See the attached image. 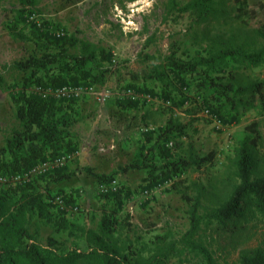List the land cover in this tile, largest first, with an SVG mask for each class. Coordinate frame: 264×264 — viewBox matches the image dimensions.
<instances>
[{"label": "trees", "instance_id": "1", "mask_svg": "<svg viewBox=\"0 0 264 264\" xmlns=\"http://www.w3.org/2000/svg\"><path fill=\"white\" fill-rule=\"evenodd\" d=\"M29 2L35 4V0ZM256 11L248 8V0H166L165 3L166 17L186 14L193 28H200L198 43L203 45V53L187 61L172 56L160 62L162 68L156 77L162 82L172 75L182 84L188 85V82L201 95L202 106H207L222 125L238 124L250 111L258 117L244 126L243 138L219 175L211 178L207 186L192 181L180 193L188 204L189 221L182 235L178 238L170 234L156 235L150 244L136 247L131 240L119 238L118 231L122 232L124 227L114 216L115 212H103L96 228L72 224L58 211L49 214L46 194L49 184L70 178V174L57 167L49 169L46 176H32L34 179L27 183H0V264H221L211 250L214 244L215 251L228 248L238 251L234 264H264V247H244L264 227V134L261 131L264 72L261 77L248 73L264 67V25L249 24V18ZM47 44L43 52L31 53L11 65L15 72L27 75L17 98L15 116L19 126L0 149L2 175L21 176L39 163L75 151L70 134L75 120L68 104L27 92L29 84L53 88L102 86L107 80L108 70L92 68L97 55L94 44L62 36L47 40ZM71 49L77 53L71 54ZM165 85L169 86L170 82ZM170 101L171 107L188 116L191 110L195 113L200 110L197 105L201 104L195 102L182 110L183 104L178 105L172 98ZM185 128V124L169 116L157 136L148 138V141L154 139L152 148L140 161L124 168L123 171L148 172L151 182L142 194L157 179L173 181L176 185L183 174L212 165L214 152L200 156L190 143L179 156L169 157L165 146L176 137H185ZM152 149L164 159L158 166L149 158ZM80 170L98 184L115 179L111 174H96L87 167ZM118 191L104 195L121 207L125 194ZM65 202L70 200L65 198ZM33 218L53 221V226L68 230L75 240L81 237L84 248L74 242L66 246L52 237L42 246L29 232ZM191 255L199 260H193Z\"/></svg>", "mask_w": 264, "mask_h": 264}, {"label": "rangeland", "instance_id": "2", "mask_svg": "<svg viewBox=\"0 0 264 264\" xmlns=\"http://www.w3.org/2000/svg\"><path fill=\"white\" fill-rule=\"evenodd\" d=\"M165 3L166 0H35L32 5L29 0H0V149L19 126L15 116L17 98L27 75L12 70L13 62L31 53L43 52L47 40L56 39L59 34L94 44L97 55L92 68L108 70L107 80L102 86L65 85L92 88L93 93L57 99L68 104L75 120L70 134L76 147L74 153L62 155L68 159L58 166V170L70 174V178L48 186L49 214L58 211L72 224L96 228L103 212H115L114 216L124 227L122 232L118 231L119 238L131 240L136 247L150 244L156 235L170 234L178 238L186 231L188 204L180 193L192 181L207 186L211 178L219 175L243 138L244 126L258 119L256 112L250 111L238 124L218 126L202 114L207 106H202L201 95L188 82V85L182 84L172 75L162 82L156 77L162 68L160 62L172 56L187 61L203 53V45L198 43L200 28H193L186 14L166 17ZM248 8L257 10L249 18V24L252 27L264 25V0H248ZM69 52L77 53L76 49ZM263 72L264 67L248 71L253 77H261ZM169 82V86L165 85ZM38 87L45 86L32 83L27 92L35 94ZM127 89L137 95L136 100L126 97ZM102 93L108 96L104 103L97 100ZM170 98L178 105L183 104L182 110L189 108L190 102L201 104L197 105L200 110L197 113L191 110L188 116L177 107H171ZM169 116L185 124L187 134L165 146L169 157L179 156L190 143L200 156L214 152L215 160L199 172L183 174L176 185L173 181L157 179L144 195L145 186L151 182L148 172L123 170L140 161L152 148L154 139L148 141V138L157 136ZM261 131L264 134V127ZM149 153L156 166L164 161L156 150ZM85 167L96 174L113 175L117 190L125 194L124 202L119 204L121 207L101 193L100 184L80 170ZM0 176L6 179L5 184L15 183L13 176ZM32 179L34 177L16 183ZM188 194L193 196L192 192ZM57 196L63 198L67 209L75 207L77 212L61 210L54 203ZM65 198L70 202H65ZM29 232L42 246L52 237L66 246L74 242L84 248L81 237L75 240L68 230L53 226V221L33 218ZM258 246L264 247V227L244 247ZM211 250L221 264H234L237 260L238 251L229 248L215 251V244ZM190 257L199 260L196 255Z\"/></svg>", "mask_w": 264, "mask_h": 264}, {"label": "built area", "instance_id": "3", "mask_svg": "<svg viewBox=\"0 0 264 264\" xmlns=\"http://www.w3.org/2000/svg\"><path fill=\"white\" fill-rule=\"evenodd\" d=\"M60 35L61 34H59V36ZM35 92L42 99H47V98L61 99V98L70 97V96H71V98H73V97H78L82 94L88 95V94L93 93L92 88H88V87L87 88L67 87V86H61V87H56V88L38 87L35 90ZM125 95H126V97L130 98L132 101L137 99V95L135 93H133L130 89H127L125 91ZM107 97H108L107 94L102 93V94L98 95L97 100L100 103H104ZM168 104L169 103L167 102V105ZM202 114L205 117H209V118L213 119L215 124H217L218 126L222 125V123L218 120L217 117L211 115V113L208 111V109H203ZM67 159L68 158L62 156V157L56 158V159L49 161V162L39 163V164L35 165L34 167H32L29 171L25 172L23 175L14 176L12 178V180H13V182H16V181L18 182V181H22V180H26L28 178H31L32 176L37 175V174L46 173L49 169L57 168L58 166L63 165V163ZM5 182H6V179L3 177H0V183H5ZM98 188H99L101 193L107 194V193L115 192L118 189V183H117V180L113 179L106 184L105 183L100 184ZM147 194H148V192L145 191L144 195H147ZM54 203L56 205H58L61 210H64V211L68 210L67 211L68 213H76L77 212V209L75 207L67 209L66 206L64 205L63 198L60 196H57L54 198Z\"/></svg>", "mask_w": 264, "mask_h": 264}, {"label": "crops", "instance_id": "4", "mask_svg": "<svg viewBox=\"0 0 264 264\" xmlns=\"http://www.w3.org/2000/svg\"><path fill=\"white\" fill-rule=\"evenodd\" d=\"M262 127H264V118H263V123H262Z\"/></svg>", "mask_w": 264, "mask_h": 264}]
</instances>
